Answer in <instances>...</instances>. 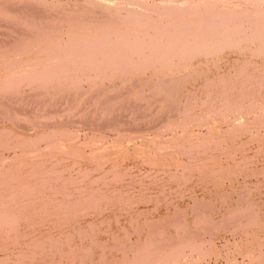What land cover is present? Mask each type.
<instances>
[{"label":"bare ground","instance_id":"obj_1","mask_svg":"<svg viewBox=\"0 0 264 264\" xmlns=\"http://www.w3.org/2000/svg\"><path fill=\"white\" fill-rule=\"evenodd\" d=\"M149 1L0 0V264H264V0Z\"/></svg>","mask_w":264,"mask_h":264},{"label":"rangeland","instance_id":"obj_2","mask_svg":"<svg viewBox=\"0 0 264 264\" xmlns=\"http://www.w3.org/2000/svg\"><path fill=\"white\" fill-rule=\"evenodd\" d=\"M63 2V3H66V5H63L66 9H68V10H70V11H75V12H78L80 9H81V11L83 10L84 11V13L87 15V16H94L95 18H97V17H101V16H98V15H100V14H98V13H96V12H94L93 11V9H86V8H82L81 7V4L82 3H85L87 0H72V2H71V0H55V1H53V0H50V2ZM76 1V2H75ZM97 1H99V0H97ZM82 2V3H81ZM109 2H112V3H114L113 1H109ZM153 3H154V1H149V0H147V3H146V5L142 8V11H140V12H143L144 14L143 15H136V17L135 16H132V17H134V18H129V20H128V23L129 24H132V25H136L137 23H139L140 25H141V23H143V24H145V25H147V21H148V19H151L150 17V12H148L149 11V8H147V7H149V6H153ZM43 4L44 5H49V4H51V3H45V2H43ZM67 4H69L68 6H67ZM80 4V5H79ZM52 5V4H51ZM78 5V6H77ZM112 4H110V5H106L107 6V8L108 7H110L109 9H107L109 12H110V14H112L115 18H118V16H121V14L124 16V15H127V14H124V13H122V11L118 8V7H116V6H111ZM81 8H80V7ZM76 7V8H75ZM241 6H236V8H233V12L234 13H236V10H238V8H240ZM251 9L252 10H255L256 9V7L255 6H252L251 7ZM90 10V12H88V11ZM147 10V11H146ZM105 11V9L103 10V15H105V16H107L108 15V13L107 12H104ZM126 12H127V10H125ZM112 12V13H111ZM90 13V14H89ZM93 13V14H92ZM116 13V14H115ZM92 14V15H91ZM103 15H102V17H103ZM181 17H183L182 15H180ZM153 18H155V17H153ZM131 19V20H130ZM182 18H180L179 20H181ZM193 23H195V22H193ZM201 29V28H200ZM200 29L198 28V26H197V28H193V30H191L190 32H188V33H186V35H187V39L188 40H198L199 38H201L202 37V34H203V32L202 31H200ZM200 31V32H199ZM213 31L215 32V33H218V28L217 27H214L213 28ZM233 32H235L236 34H237V30L236 29H231V31H230V33H233ZM239 36V35H238ZM237 36V37H238ZM250 54V52L249 51H246V49L245 50H243L242 52H240V51H232V50H230V51H227V53H225V54H221V55H215L214 57H209V56H206L207 58L209 57V58H211V63L209 62V64H208V66H207V68L208 69H206V68H201L198 72H197V74H199L198 76L200 77V79H204V80H206V78H210V76H213V78L212 79H215L217 76H219V75H223V74H225V73H228V70L229 71H231L232 69H234V67L235 66H237L238 64H236V62H238L237 60L238 59H245V58H247L248 57V55ZM245 56V57H244ZM232 57H234V58H232ZM237 57V58H236ZM203 58H205L204 57V54H198L197 56H196V60H195V63L196 64H198V63H200L202 60H206V59H203ZM208 58V59H209ZM230 59V60H229ZM228 61V62H227ZM234 61V62H233ZM214 62H216V63H214ZM220 62V63H219ZM219 66H218V65ZM224 64V65H223ZM217 66V67H216ZM229 67V68H228ZM221 68V69H220ZM223 69V70H222ZM211 73H210V72ZM209 72V73H208ZM186 83V82H185ZM192 85H190V84H187V87L185 88V89H183V91L181 90L180 91V93L181 92H184L188 87H190V88H192L191 87ZM178 89H179V87H178ZM183 95H184V93H182ZM186 95V94H185ZM144 125H140V127L138 126V128L137 129H139V128H141V127H143ZM207 126V123L205 122V121H201L199 124H197V127L198 128H202V129H204L205 127ZM118 127H116V131H118V129H117ZM136 129V130H137ZM161 129H164V128H161ZM109 133V132H108ZM89 135H93L92 133H89ZM112 135H114V136H112ZM116 136H117V134L116 133H113V132H111V133H109L108 134V140H109V142L110 141H113L115 138H116ZM102 144H103V142H101ZM130 144L131 145H133L134 146V144H136L134 141H131L130 142ZM134 239H135V237H133ZM220 239V242H219V244H223L224 242H225V238L224 237H220L219 238ZM221 260H223V259H221ZM220 260V263H222L223 261H221ZM212 262V261H211ZM210 264H215V262H212V263H210Z\"/></svg>","mask_w":264,"mask_h":264}]
</instances>
